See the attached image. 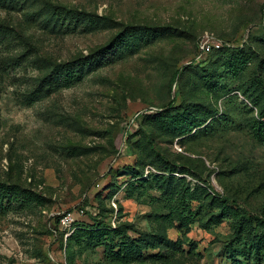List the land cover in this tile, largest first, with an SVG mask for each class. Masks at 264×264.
Wrapping results in <instances>:
<instances>
[{"label":"rangeland","instance_id":"374dc122","mask_svg":"<svg viewBox=\"0 0 264 264\" xmlns=\"http://www.w3.org/2000/svg\"><path fill=\"white\" fill-rule=\"evenodd\" d=\"M54 6L102 20L62 21L47 10ZM0 26L8 29L0 38V186L41 200L20 209L0 193V264H53L50 254L60 259L63 248L68 264H264V0H25L0 7ZM126 27L170 35L112 48L80 82L23 104L56 64L97 55ZM207 34L245 54L233 67L215 57L180 78L175 114L211 117L176 137L171 119L143 117L176 98L170 80L204 59L198 44ZM174 165L186 173L164 172ZM130 167L136 180L174 176L173 205L159 185L144 195L134 187L139 200H128ZM183 191L189 209L180 219ZM69 212L88 232L129 226L136 257L107 256L83 233L66 248L54 221Z\"/></svg>","mask_w":264,"mask_h":264},{"label":"trees","instance_id":"16d2710c","mask_svg":"<svg viewBox=\"0 0 264 264\" xmlns=\"http://www.w3.org/2000/svg\"><path fill=\"white\" fill-rule=\"evenodd\" d=\"M25 0H0V7L6 8V9H14L20 5V3ZM27 1V0H26ZM48 11H50L54 16L57 15V18L62 21H66L67 19L74 20L82 17L83 20L86 23H91V25H96L99 23L98 21H101L102 19L99 17H95L92 15H89L87 13H78L73 10L66 9L64 7H50L47 8ZM66 14V15H65ZM62 15L66 16L64 18ZM1 29L8 30L7 27L0 26V38L2 36ZM126 30L121 32L114 40L111 42L109 46L104 48L100 53H98L95 56L87 57L83 61H77L72 63H66V64H56L53 70V74L49 76H44L40 80H36V83L34 84V87L29 90V92L25 93L23 95L22 101L23 104L27 107H31L44 98H46L50 91H52L53 85L56 86H62L64 88H70L75 83L80 82L87 71L93 67L92 63L96 60L102 61L103 58L100 55H105L106 52H109L112 48L120 47L123 45L127 46H133L132 41H137L139 38L142 39L144 37L146 38H162V37H168L170 35V32L166 28H134V27H126ZM10 35L3 36L5 40ZM2 42V41H1ZM0 42V43H1ZM139 47V44L134 46ZM245 54L244 50L240 46H233L229 42H226L225 45L219 49L211 52L209 55H207L202 61H192L189 65L185 66L182 71H176L171 80H170V88L172 90V87L176 85L177 91H176V98L171 100L167 105L161 107L163 111L161 112H154L151 114H146L143 119L147 120H154L158 118H169L172 120V126L167 128L171 133L175 134L176 137H184L189 136L194 130H200L205 124L207 123V120L211 117L210 113L201 112L199 115L195 114L193 111L194 109H190L188 111H185L184 113L179 112L177 115L175 114V111H177V107H175L177 102L178 94L181 92L182 84H179V80L181 77L184 76L185 73L191 72L192 69H209L212 67L215 63L212 62L215 57L217 58H226L228 60V63H230L233 67V64H236L240 60V56ZM23 57V56H22ZM90 58H93V60L90 61ZM19 60H15L14 63H17ZM248 61V60H247ZM96 63V62H95ZM204 113V114H203ZM214 115V113H213ZM264 118V115H262ZM171 125V123H170ZM195 135V134H194ZM257 135L259 139L264 143V122H260L259 126L257 128ZM73 156L76 155L72 154ZM177 166L174 165V167L170 170H166L164 172H168L170 174L177 173ZM185 169V167L183 168ZM187 169V168H186ZM135 168H127L126 173L128 175H131L130 180L126 182L125 187V193L126 198L128 200H139V197H136L134 194V187H137L138 189H143L141 195H144L146 192H150L151 190L155 189V185H159L161 195L162 197L166 198L165 200L169 203H173L174 194L172 187L177 183L176 178L169 174L168 177H154L153 180L147 181L145 179L142 180H136L134 173ZM181 172V170H179ZM178 171V172H179ZM186 170L181 172V174H185ZM154 180L156 181V184H154ZM133 187V188H132ZM175 195H178L177 187L174 188ZM189 191V189H188ZM184 193H181V198L179 199L180 203H182L179 207L181 210H177V217H180V219H184V215L186 210L189 209L187 206V202L185 201L187 194L185 191ZM0 193L9 195L13 198L12 205L16 204L21 206L20 209H24L25 207L33 205L35 202H38L41 200L39 197L35 194H33L29 190H23L18 186H0ZM155 199V198H154ZM3 203H0V206H2ZM173 205V204H172ZM55 229L58 228L61 235V242L64 243V232L60 230V216L55 218ZM100 226V224H99ZM75 231L74 233L68 238L66 248L69 247L68 243H72L73 240L78 238L81 233L83 235H88V237H91L88 240V245H99L103 244L106 247V254L107 256H114L118 259H128L127 262L131 257H136V253L138 250H135L139 246V240L133 239L128 235V232L131 230L129 226L120 225L118 228L114 229V231L108 232L106 228H103L104 230L94 231V232H88L90 230L88 227H85L80 222H76L74 224ZM53 228V229H54ZM241 226L239 227V232L241 233ZM78 236V237H77ZM118 238V243L111 244V242H114L115 239ZM107 240L108 242H106ZM231 244H234V240L231 242ZM63 245V244H62ZM151 245L153 248L156 247V244L153 243L148 244V246ZM140 249H143L144 247H139ZM64 249V248H63ZM63 251V250H62ZM61 251V253H62ZM67 251V249H66ZM60 253V255H61ZM67 253V252H66ZM129 257V258H127ZM61 259V258H60Z\"/></svg>","mask_w":264,"mask_h":264},{"label":"built area","instance_id":"2783aa9c","mask_svg":"<svg viewBox=\"0 0 264 264\" xmlns=\"http://www.w3.org/2000/svg\"><path fill=\"white\" fill-rule=\"evenodd\" d=\"M225 45V42L222 40L211 36L209 34L203 36L199 41L198 48L199 54L197 60H202L207 55L215 50L221 49ZM76 212H69L66 214L59 215L60 216V230L64 232V242L65 247L67 244L68 238L74 233L75 227L74 224L76 223ZM62 258L58 259L55 255L50 254V259L53 264H68L66 261V250L63 249L61 253Z\"/></svg>","mask_w":264,"mask_h":264}]
</instances>
